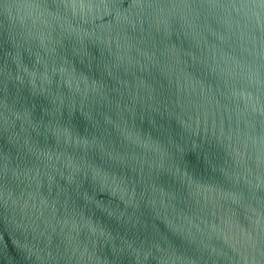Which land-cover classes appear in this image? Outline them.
<instances>
[{"label": "water", "instance_id": "water-1", "mask_svg": "<svg viewBox=\"0 0 264 264\" xmlns=\"http://www.w3.org/2000/svg\"><path fill=\"white\" fill-rule=\"evenodd\" d=\"M0 264H264V0H0Z\"/></svg>", "mask_w": 264, "mask_h": 264}]
</instances>
